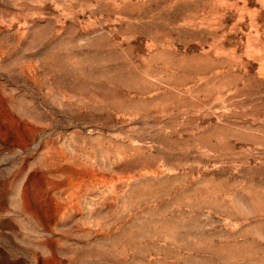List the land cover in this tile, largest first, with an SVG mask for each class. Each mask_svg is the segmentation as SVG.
<instances>
[{"label": "rangeland", "instance_id": "374dc122", "mask_svg": "<svg viewBox=\"0 0 264 264\" xmlns=\"http://www.w3.org/2000/svg\"><path fill=\"white\" fill-rule=\"evenodd\" d=\"M0 264H264V0H0Z\"/></svg>", "mask_w": 264, "mask_h": 264}]
</instances>
